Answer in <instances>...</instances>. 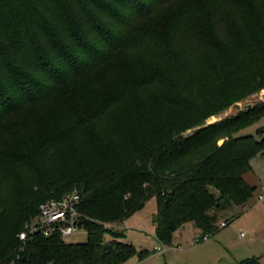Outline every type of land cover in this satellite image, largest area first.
Wrapping results in <instances>:
<instances>
[{
    "label": "trees",
    "instance_id": "obj_1",
    "mask_svg": "<svg viewBox=\"0 0 264 264\" xmlns=\"http://www.w3.org/2000/svg\"><path fill=\"white\" fill-rule=\"evenodd\" d=\"M262 89L264 0H0V264L142 261L112 226L151 198L161 244L215 235L256 189L264 127L237 134L264 102L206 120ZM71 193L85 243L19 239Z\"/></svg>",
    "mask_w": 264,
    "mask_h": 264
},
{
    "label": "rangeland",
    "instance_id": "obj_2",
    "mask_svg": "<svg viewBox=\"0 0 264 264\" xmlns=\"http://www.w3.org/2000/svg\"><path fill=\"white\" fill-rule=\"evenodd\" d=\"M264 102V89L247 99L230 106L228 109L206 120L211 124L235 115L246 104L255 105ZM264 127V116L255 124L241 130L237 135L256 136L257 129ZM245 181L255 186L252 198L246 207H235L220 214L217 224L225 221L226 226H219V231L200 243L191 223L185 224L175 232L171 246L161 244L155 236L152 216L156 211V201L149 199L145 205L124 222V242L132 244L138 251H146L149 256L139 261L136 256L123 264H239L241 261L257 257L264 264V157L257 155L251 170L244 176ZM263 196L259 198V196ZM112 229L117 230L115 226ZM242 234V235H241ZM87 233L78 229L71 236L63 239L67 244L85 243ZM155 247L166 249L164 253L154 252Z\"/></svg>",
    "mask_w": 264,
    "mask_h": 264
},
{
    "label": "built area",
    "instance_id": "obj_3",
    "mask_svg": "<svg viewBox=\"0 0 264 264\" xmlns=\"http://www.w3.org/2000/svg\"><path fill=\"white\" fill-rule=\"evenodd\" d=\"M263 196H259L262 198ZM78 196L76 194H66L59 200H50L39 206V214L32 224L21 232L18 237L24 241L28 235L38 234L42 237L58 235L62 239L71 236L80 229L79 213L76 211ZM221 227H225L226 223L221 222ZM242 235V234H241ZM207 236L197 237L195 243L203 242ZM158 253H164L166 249L156 248Z\"/></svg>",
    "mask_w": 264,
    "mask_h": 264
},
{
    "label": "crops",
    "instance_id": "obj_4",
    "mask_svg": "<svg viewBox=\"0 0 264 264\" xmlns=\"http://www.w3.org/2000/svg\"><path fill=\"white\" fill-rule=\"evenodd\" d=\"M252 161H253V160H252ZM252 161H251V163H252ZM124 222H125V221H123L122 223H120V224H118V225L115 226V227L117 228V230L122 231V230L124 229ZM223 222H224V221H223ZM193 227H194V226H193ZM195 230H196V231L198 232V234H199V231H198L196 228H195ZM123 232H124V231H123ZM124 234H125V233H124ZM174 234H175V233H174ZM156 248H157V247L154 248V252L157 251Z\"/></svg>",
    "mask_w": 264,
    "mask_h": 264
},
{
    "label": "water",
    "instance_id": "obj_5",
    "mask_svg": "<svg viewBox=\"0 0 264 264\" xmlns=\"http://www.w3.org/2000/svg\"><path fill=\"white\" fill-rule=\"evenodd\" d=\"M251 107H252L251 104H246V105L243 106L242 110L246 111V110L250 109Z\"/></svg>",
    "mask_w": 264,
    "mask_h": 264
}]
</instances>
